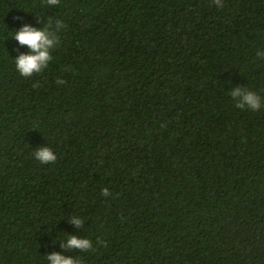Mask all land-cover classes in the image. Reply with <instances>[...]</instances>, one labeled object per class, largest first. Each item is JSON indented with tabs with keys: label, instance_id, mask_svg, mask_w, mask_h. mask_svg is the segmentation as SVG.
<instances>
[{
	"label": "trees",
	"instance_id": "16d2710c",
	"mask_svg": "<svg viewBox=\"0 0 264 264\" xmlns=\"http://www.w3.org/2000/svg\"><path fill=\"white\" fill-rule=\"evenodd\" d=\"M223 2L0 0V264H264V107L230 96L264 99V0ZM49 19L53 59L21 76L13 35Z\"/></svg>",
	"mask_w": 264,
	"mask_h": 264
},
{
	"label": "clouds",
	"instance_id": "9594fccd",
	"mask_svg": "<svg viewBox=\"0 0 264 264\" xmlns=\"http://www.w3.org/2000/svg\"><path fill=\"white\" fill-rule=\"evenodd\" d=\"M48 4L56 6L60 3V0H47ZM212 3L218 8L224 7L223 0H212ZM19 19V17H17ZM54 29H63L65 27L64 22L60 19L55 20ZM53 29V21L49 19L48 26L44 28H37L31 24H24L16 32L14 38L21 45H26L30 52L21 53L15 59V66L21 76L31 77L34 74L42 73L52 61V50L60 43V38L57 32ZM257 56L264 59V51H258ZM66 81L63 79H57L56 83L63 85ZM33 87H39V82L33 85ZM230 96L235 102V106L239 109H251L258 111L264 107V99L256 92L246 90L241 87H235ZM35 159L41 164L55 163L57 155L51 147L41 146L35 150ZM104 196L111 195L107 187L102 189ZM70 221L77 226L82 227L84 225V219L81 217L73 216ZM62 247L76 249L80 252H88L94 250L93 241L89 238L81 237L79 235H68ZM103 240L97 241V244H105ZM47 260L50 264H82V261L78 257L66 256L61 252H51L47 254Z\"/></svg>",
	"mask_w": 264,
	"mask_h": 264
}]
</instances>
